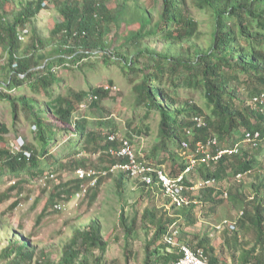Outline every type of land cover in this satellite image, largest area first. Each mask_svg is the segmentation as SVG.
Wrapping results in <instances>:
<instances>
[{
  "label": "trees",
  "instance_id": "obj_1",
  "mask_svg": "<svg viewBox=\"0 0 264 264\" xmlns=\"http://www.w3.org/2000/svg\"><path fill=\"white\" fill-rule=\"evenodd\" d=\"M7 1L0 0V74L5 76L3 80L0 79V100L11 106L14 120L17 105L27 115H31L35 140L24 142L19 151H13L6 145L5 135L15 132V123L12 122V126V123L8 125L0 122V172L1 167H4L8 174L15 177L22 171L36 177L45 174V168L56 164L61 169L71 168L74 171L88 166L109 168L121 162L107 152L117 147V143L108 138L115 134V125L104 122L110 121L109 115L104 121L98 120L90 125L84 111H81L87 104L90 107L98 106L114 83L109 81L105 85L91 87L88 91L68 87L66 94L57 95L50 90L58 80L53 68H78L91 55L99 53L103 63L118 65L126 73L129 83H133L136 106L138 104L147 111H156L159 115L158 141L153 145L150 155L145 156L148 164L167 166V172L176 175L185 168L183 142H187L191 151L197 141L206 142L211 138L217 139L214 149L239 145L236 153L223 155L200 171L202 178L216 179L214 186L195 189L199 193L197 198L194 197L195 190L184 193L191 199L199 200L201 209L208 203L209 212L226 199L233 205L240 204L242 215L236 222L237 226L247 230L251 227L255 239L253 245L244 249L240 259L233 264H252L253 260L254 264H264V177L251 184L254 195L250 201L236 185L224 184L229 176L236 178L241 174L243 178L253 170L264 167V160L262 163L259 159L264 152V0H197L199 8L208 9L212 14L209 44L205 49L193 48L177 53L164 49L159 52L151 50L143 46V41L144 37L154 34L171 43L198 36V22L184 13L179 0H160L159 20L151 30H146L152 24L149 16L138 14V29L115 46L111 44V39L107 40L112 30L110 24L119 26L127 13L126 4L121 3L119 9L111 10L108 0H26L8 18L4 9ZM49 5H53L60 15V20L50 31L56 46L54 53L40 54L44 42L37 36L32 39L31 48L21 52L18 32L31 24L39 12ZM157 30L160 32L156 33ZM22 85L34 91L42 90L49 96V101H45L49 114L42 110L33 97L10 95L13 89ZM181 86L201 90L208 112L193 101L181 102L177 97V88ZM255 97L261 99L254 101ZM193 116L202 117L205 125L198 127L192 121ZM54 121L58 122L55 126L68 127L72 135L77 134L75 141L69 142L67 150L61 154L60 161L49 150L55 140ZM104 128H107L106 131H103ZM256 131L260 133V139L255 143L242 141L244 132L253 134ZM25 152L30 156L26 157ZM82 152L97 153L98 158L91 163L85 155L78 157ZM157 152L160 153L158 157L155 155ZM44 161L50 163L46 165ZM112 175L110 173L98 179L94 191L89 194L91 202L95 200L103 179ZM125 177L129 178L120 173L116 178L118 188L123 185ZM21 180L18 178L13 181L10 187L0 193V203L11 198V192L19 189L23 182ZM83 182L85 180L73 178L59 184L58 192L51 193L42 215L46 213L47 206L55 205L54 199L61 198L62 194L68 197L74 195ZM138 184L148 195L153 191L142 183ZM18 204L19 200L14 199L7 210H14ZM195 207L193 204L178 209L171 206L173 215L167 217L164 211L159 212L154 198H151L140 216L144 225L149 224L153 228L145 244L143 264H167L180 256L177 247L169 245L164 239L170 226V233L176 232L174 239L178 234L177 239L189 244L193 250L202 249L209 264L228 262L222 251L216 250L209 236L193 233L189 240L183 239L186 236L183 227L198 222ZM119 220L125 238L131 237L136 230V219L133 217L127 222L121 210ZM105 247L101 227L93 221L86 230L76 229L63 245L58 262L50 264H100V254ZM97 248L100 254L95 256L93 251ZM129 253L126 248V255ZM43 255V250L37 249L28 238L17 234L1 248L0 261L1 264H41L39 258Z\"/></svg>",
  "mask_w": 264,
  "mask_h": 264
},
{
  "label": "rangeland",
  "instance_id": "obj_2",
  "mask_svg": "<svg viewBox=\"0 0 264 264\" xmlns=\"http://www.w3.org/2000/svg\"><path fill=\"white\" fill-rule=\"evenodd\" d=\"M25 1L8 0L4 4L7 17L10 18L13 13L19 10ZM179 1H181L180 7L183 8L184 13L198 22V36L193 39H184L171 43L158 34L149 35L144 37V47L158 52L164 49L177 53L193 48L205 49L208 46L213 23L211 12L208 9L199 8L196 4L197 0ZM108 2V6L112 8L111 10L119 9L121 3L122 5H127L126 16L123 17V21L120 22L119 26L110 24L112 29L110 35L112 37H109V35L107 40L111 39L113 46L123 41L126 35L138 29V14L144 13L151 19L152 24L146 30H151L153 24L159 20L160 0H108ZM59 20L60 15L53 5H49L48 8L40 11L33 22L27 24L30 28V33L25 40L21 41L20 51H27L31 48L32 39L37 36L44 42V46L39 53L42 55L47 52L54 53L53 50L56 46L53 44L54 41L50 31ZM158 32L160 31L157 30L156 33ZM140 66L142 67L143 63ZM53 71L58 78L50 88L54 95H57V93L66 94L68 87L88 91L91 87L105 85L109 81L114 83L116 89L112 88L109 90L108 95L99 102L98 106L90 107L87 104V106L82 107L81 111H84V115L87 116L90 125L98 120L104 121L105 117L109 115L110 121L104 122L110 123L108 125H115V135L125 137L129 135L127 138L142 155H150L153 145L158 141L159 115L156 111H147L145 108L138 106V104L136 106L133 83H129L126 73L118 65H106L102 62L100 54L97 53L83 61L78 68L65 69L63 67H55ZM4 77V74H0L1 80ZM177 91V97H179L181 102L186 100L193 101L198 106L204 107L206 112H208L201 90L181 86L177 88ZM242 91L245 95V90L243 89ZM10 95L33 97L40 104L42 110L49 114V109L45 105V101H49V96L42 90L34 91L29 86L22 85L13 89ZM17 110L16 119L14 120L12 119L11 106H9L8 102L0 100V122L8 125H11L12 122L16 124L13 126L12 123L15 132H9L5 135L6 145L15 142L18 137L23 138L24 142H33L35 140V130H32L34 122L31 115L23 112L19 105H17ZM56 124H58L57 121L52 123V126L55 127V140L54 145L49 150L60 161L61 154L67 150L69 142L75 141L74 137L77 134L72 135L71 129L66 127L65 130L63 127L55 126ZM106 129L104 128L103 131H106ZM187 154L183 151L184 156ZM82 155L87 156L88 159L86 160L92 161L91 163L98 158L97 153L82 152L78 157ZM155 155L158 157L160 153L157 152ZM259 159L263 163L264 152ZM64 162H67V160H64ZM44 163L48 165L50 161H44ZM88 168L97 169V167L90 166ZM1 169L0 193L4 192L18 178H22L21 181L23 182L19 185V189L11 192L9 200L0 203V250L9 240L20 234L28 238L30 243L35 245L37 249L45 252V255L39 258L41 264L57 263L61 256L63 245L69 240L73 232L76 229L80 231L88 229L93 221L100 225L102 238L106 242L103 253L100 254L98 248L93 251V255H101L100 264H143L146 253L145 244L153 233L152 226L149 224L144 225L140 221L143 209L149 205L151 198H154L156 206L159 207V212L164 211L167 217L173 215L172 208L168 206L161 193L152 191L148 195L142 191L138 182L131 178L125 177L123 185L118 188L115 180L120 173H114L112 177L103 179L93 202L89 200V194L94 191L93 189H90L83 198H78L75 194L69 197L66 194H62L61 198L54 199L56 204L60 205V208L47 206L46 213L42 215V210L48 204L51 193L59 189L57 188L59 184L76 178L75 170L73 171L71 168L61 169L56 164L45 168L44 172L46 173L36 177L23 171L19 173L18 177H15L13 174H8L9 172H7L6 168L1 167ZM205 169V167L199 166L195 172L189 175L191 181H197L200 171ZM258 170H253L252 173H248L240 179L229 176L224 184L226 186L236 185L243 191L245 197L247 196V200L250 201L254 195L251 184L255 183L257 179L260 180L264 177V167L261 166ZM48 173H53L55 177L47 179L45 175L48 176ZM60 192L61 190H59ZM198 196V190H195L194 197L197 198ZM14 199H18L19 204L14 210L8 211L7 207ZM208 205V203L204 204L202 209L200 205L195 207L194 212L197 215L198 222L194 225L183 227L186 234L183 239L189 240L193 233L209 236L216 250L220 249L222 251L223 257L228 260L227 263L233 264L240 259L239 256L244 249H249L253 245L255 232L251 227L247 230L237 226L233 232L228 233L225 230L220 234L213 233V226L218 222L222 220L237 221L241 205H233L226 199L224 203L216 205L215 210L212 212L208 211ZM121 210L127 222L133 217L136 219V230L127 239L124 236V230L119 220ZM177 235H175V241H179ZM180 242L182 241L178 243ZM126 248L131 253L128 256L126 255ZM257 251L258 249L256 248L255 252ZM252 264H254V260Z\"/></svg>",
  "mask_w": 264,
  "mask_h": 264
},
{
  "label": "built area",
  "instance_id": "obj_3",
  "mask_svg": "<svg viewBox=\"0 0 264 264\" xmlns=\"http://www.w3.org/2000/svg\"><path fill=\"white\" fill-rule=\"evenodd\" d=\"M44 5V4H43ZM29 26H24L18 32V39L23 41L29 35ZM116 89V86H112ZM261 99L258 97L253 98L254 101H259ZM192 121L198 126L205 125L204 120L200 116H193ZM34 129V127H33ZM189 133V131H187ZM109 141L116 142V148H110L107 152L111 156H115L121 160L109 168H83L79 167L75 169V176L77 179L85 180L80 185V189L75 193L78 198H83L90 189H93L100 177H104L110 173H122L129 176V178L142 183L150 187L153 191L161 193V196L167 200L168 206H174L178 208H188L192 204L197 206L201 205L200 201L197 199H191L190 196L185 194L187 191H194L195 189L214 186L216 184L215 178H202L201 175L197 181H191L189 175L199 166L205 168L209 167L212 162L217 161L223 155H229L236 153L239 149V145L235 144L229 148H217V139L211 138L206 142L197 141L193 151L189 150L187 142L182 143V147L185 153V168L181 173L176 175H171L165 169V166H154L147 163L145 155H142L138 149L132 144V142L125 136L111 134ZM257 139H260V133L258 131L254 132H244L243 142L244 143H255ZM24 144V139L18 137L15 142L9 143V146L13 151H19L21 146ZM214 149V152H213ZM26 157L30 154L25 152ZM47 179L54 178L53 173H48L45 175ZM241 174L237 175L236 178L240 179ZM45 178V179H46ZM192 183L191 186H189ZM56 208H60L59 204L54 205ZM242 215V211L239 213V217ZM237 221L222 220L213 226V233L220 234L225 230H236ZM171 226L169 227L168 233L165 235L164 239L169 245L177 247V253L180 256L167 264H209L208 257L205 256L202 249L193 250L192 247L185 243H176L174 239V233H170Z\"/></svg>",
  "mask_w": 264,
  "mask_h": 264
}]
</instances>
